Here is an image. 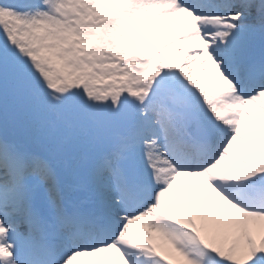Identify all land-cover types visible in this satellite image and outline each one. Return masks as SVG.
<instances>
[{
    "label": "snow or ice",
    "instance_id": "snow-or-ice-1",
    "mask_svg": "<svg viewBox=\"0 0 264 264\" xmlns=\"http://www.w3.org/2000/svg\"><path fill=\"white\" fill-rule=\"evenodd\" d=\"M159 245L264 264V0H0V264Z\"/></svg>",
    "mask_w": 264,
    "mask_h": 264
},
{
    "label": "rangeland",
    "instance_id": "rangeland-1",
    "mask_svg": "<svg viewBox=\"0 0 264 264\" xmlns=\"http://www.w3.org/2000/svg\"><path fill=\"white\" fill-rule=\"evenodd\" d=\"M168 37L165 36L164 39H167ZM163 42V41H161ZM195 42H193L194 44ZM192 45H185L184 46V50L188 49L191 50ZM167 55L171 56L173 55V53H168ZM197 67H199V65H197ZM249 126L252 128L253 132L257 135V137L259 136L258 131L255 129V126L252 125L251 121H248ZM157 243L159 244V242L157 241ZM158 252L160 256H163L165 258L166 261H170L171 264H177L176 258L172 255L171 251H170V246L167 245H159L158 247Z\"/></svg>",
    "mask_w": 264,
    "mask_h": 264
}]
</instances>
